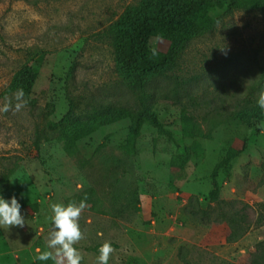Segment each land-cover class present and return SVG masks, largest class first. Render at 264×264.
<instances>
[{
	"label": "rangeland",
	"instance_id": "374dc122",
	"mask_svg": "<svg viewBox=\"0 0 264 264\" xmlns=\"http://www.w3.org/2000/svg\"><path fill=\"white\" fill-rule=\"evenodd\" d=\"M139 1L0 0V94L19 70L45 57L30 97L0 98V195L16 196L25 218L23 227L0 226V264H33L36 249L50 250L54 202L86 201L78 217L82 237L74 244L80 264H97L105 242L112 247L108 264H252L264 242V121L224 124L211 138L199 139L202 156H193L183 170L171 167L172 158L185 155L195 141L183 136L184 108L208 133L207 115L213 114L210 120L217 111L235 109L261 79L259 11L226 17L190 44L173 71L151 81L149 104L160 125L144 123L133 150L128 119L75 139L74 153L67 150L56 124L69 111L85 122L101 104L141 106L139 93L116 71L108 35ZM244 139L248 148L221 198L251 206L253 221L243 238L230 241L227 224L203 226L184 208L193 196L205 204L215 166Z\"/></svg>",
	"mask_w": 264,
	"mask_h": 264
},
{
	"label": "trees",
	"instance_id": "16d2710c",
	"mask_svg": "<svg viewBox=\"0 0 264 264\" xmlns=\"http://www.w3.org/2000/svg\"><path fill=\"white\" fill-rule=\"evenodd\" d=\"M237 11H259L264 14V0H140L127 7L109 27L108 35L114 47L116 71L130 89L139 93L141 106L135 109L101 104L100 109H92L85 122L78 121L74 113L69 111L56 124L61 137L67 141V150L74 153L72 146L75 139L127 119L131 121L129 149L133 150L144 123L160 125L155 110L149 104L152 96L147 90L151 81L173 71L195 39L212 32L220 21ZM44 61L45 57L42 56L37 66L19 70L7 90L0 94V98L13 93L20 94L21 91L23 96L30 97L41 75L40 68ZM263 86L264 69L259 82L240 99L235 109L224 113L217 111L214 119L210 120L208 118L213 114L207 115L205 121L210 127L208 133L198 118L184 108L182 133L185 138L195 141L186 147L185 155L172 158V169L183 170L193 156H202L204 149L199 139L211 138L213 132L222 125L248 127L254 121H264V109L257 103L260 94L256 93ZM247 148V139L239 147L230 146L211 173L213 188L204 197L205 204L199 197L193 196L184 208L187 216L203 226L227 224L230 241L243 238L253 221L251 206L221 198L224 184L231 179L234 163ZM51 263L52 260H36L33 264ZM184 264L190 263L185 259ZM252 264H264V242L259 245Z\"/></svg>",
	"mask_w": 264,
	"mask_h": 264
},
{
	"label": "clouds",
	"instance_id": "9594fccd",
	"mask_svg": "<svg viewBox=\"0 0 264 264\" xmlns=\"http://www.w3.org/2000/svg\"><path fill=\"white\" fill-rule=\"evenodd\" d=\"M19 95H23L22 91ZM257 103L261 109H264V92L260 93ZM49 207L51 231L47 240V248L50 250L36 249L39 253L36 260H52L53 264H80L82 256L74 244L82 237L78 217L86 207V201L81 200L79 204L71 202L66 205L62 202H54ZM3 225L20 227L25 225L21 204L16 196L6 199L0 195V226ZM111 252V244L103 243L98 249L97 264H108Z\"/></svg>",
	"mask_w": 264,
	"mask_h": 264
}]
</instances>
